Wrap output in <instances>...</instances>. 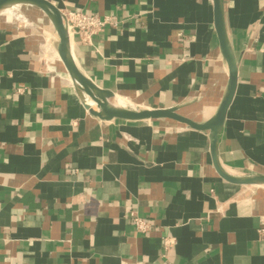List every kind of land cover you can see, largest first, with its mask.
Listing matches in <instances>:
<instances>
[{
    "label": "crops",
    "instance_id": "0c3cea01",
    "mask_svg": "<svg viewBox=\"0 0 264 264\" xmlns=\"http://www.w3.org/2000/svg\"><path fill=\"white\" fill-rule=\"evenodd\" d=\"M49 1L112 22L70 37L113 103L178 106L198 123L215 115L229 69L213 0ZM222 1L238 84L218 162L232 176L264 175V0ZM11 9L27 22L0 12V264H264V186L221 178L209 131L91 114L48 17Z\"/></svg>",
    "mask_w": 264,
    "mask_h": 264
},
{
    "label": "water",
    "instance_id": "95a60500",
    "mask_svg": "<svg viewBox=\"0 0 264 264\" xmlns=\"http://www.w3.org/2000/svg\"><path fill=\"white\" fill-rule=\"evenodd\" d=\"M216 32L220 50L229 69V86L227 93L215 115L204 123H198L179 113V107L134 110L112 102L115 94L111 90L101 88L87 76L77 64L72 48L71 37L66 15L49 0H0V12L15 6L29 5L40 9L52 23L58 41L56 49L67 70L77 93L83 98L86 108L94 116L110 121L120 119L126 121H146L170 119L187 125L198 131H209L211 141V155L217 173L224 180L237 185L264 186V175L236 177L222 170L218 162V137L222 130L228 110L234 100L238 84V66L235 54L228 41L224 20L222 0H213ZM96 106V109L93 108Z\"/></svg>",
    "mask_w": 264,
    "mask_h": 264
},
{
    "label": "built area",
    "instance_id": "2783aa9c",
    "mask_svg": "<svg viewBox=\"0 0 264 264\" xmlns=\"http://www.w3.org/2000/svg\"><path fill=\"white\" fill-rule=\"evenodd\" d=\"M64 14L67 18L70 34L71 32H78L80 35L87 38L103 31L107 24L112 23L109 18L103 19L97 15L84 12L68 11ZM134 217L135 225L138 231L146 232L149 230L151 225L148 220L136 215Z\"/></svg>",
    "mask_w": 264,
    "mask_h": 264
},
{
    "label": "rangeland",
    "instance_id": "374dc122",
    "mask_svg": "<svg viewBox=\"0 0 264 264\" xmlns=\"http://www.w3.org/2000/svg\"><path fill=\"white\" fill-rule=\"evenodd\" d=\"M10 11H12V10H10ZM7 14H6V16L8 17V18H10V20H12V21H15V22H27V18L25 17V16H21L20 14H17V13H14V11H12V12H6Z\"/></svg>",
    "mask_w": 264,
    "mask_h": 264
},
{
    "label": "bare ground",
    "instance_id": "6f19581e",
    "mask_svg": "<svg viewBox=\"0 0 264 264\" xmlns=\"http://www.w3.org/2000/svg\"><path fill=\"white\" fill-rule=\"evenodd\" d=\"M10 10H12V9H8V10L4 11V13L7 12V11H8V12H12V11H10Z\"/></svg>",
    "mask_w": 264,
    "mask_h": 264
}]
</instances>
